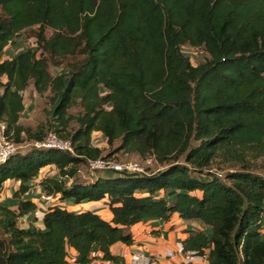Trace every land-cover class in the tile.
<instances>
[{
  "label": "trees",
  "instance_id": "16d2710c",
  "mask_svg": "<svg viewBox=\"0 0 264 264\" xmlns=\"http://www.w3.org/2000/svg\"><path fill=\"white\" fill-rule=\"evenodd\" d=\"M185 46L204 58L192 63ZM28 88L48 98L45 125L20 124ZM0 89L15 143L55 132L74 151H18L0 163V187L19 181L22 195L52 166L37 182L47 196L105 200L111 214L50 205L42 229L25 228L37 205L0 202V264H126L113 246L173 214L202 225L182 244L204 264H264V0H0ZM114 145L162 168L77 178Z\"/></svg>",
  "mask_w": 264,
  "mask_h": 264
},
{
  "label": "crops",
  "instance_id": "0c3cea01",
  "mask_svg": "<svg viewBox=\"0 0 264 264\" xmlns=\"http://www.w3.org/2000/svg\"><path fill=\"white\" fill-rule=\"evenodd\" d=\"M13 49H8L6 52V56H8L10 53L14 52ZM2 80H5V78H2ZM26 94L27 90L24 92V109L21 112L20 117V124H23V120L28 118V115L31 111H33V105L31 101L26 100ZM99 134V132H93L92 134V144L95 146L103 147L101 144L103 141H99L98 138H94L95 135ZM102 137V136H101ZM95 139V140H94ZM98 141V144L96 143ZM57 170L52 166H46L42 169V171L38 174L37 178L29 181L30 189L24 192V194H20L18 196H15L16 191L18 190L20 186L19 181L15 180H7L3 183V185L0 187V202H4L7 199H15V204H9L13 205L12 208L17 207V203L20 199L22 200H30L34 202L37 205V210H39L42 213V216L38 215L35 217V211L30 213L27 216L22 217L20 220V227H33V228H43L41 218L43 217L46 208L50 205H58L60 207L65 208V204H70L68 201H62L59 199V196L54 197V201L50 200H42L41 195L44 193L40 186L37 184V182L47 176H54L57 175ZM55 201H57L55 203ZM46 202H51L49 204H46ZM84 204L88 205L87 209H81L82 210H91L93 212H96L100 214L105 219H110L111 214L107 207V202L105 200L102 201H95V202H86L82 204H77L74 206H83ZM67 208V207H66ZM69 209V208H67ZM71 210V209H69ZM202 229V225L195 220H184L178 217L177 214H173L169 221H164L162 219H152L145 222H140L136 224L132 228V234L134 235V247H142L144 248L147 253L153 254L158 253L163 247H168L171 249H176L177 242H182L183 239L187 236L186 231L188 229ZM263 234H264V225H263ZM124 248V244L121 242L116 243L113 246L114 251L120 255L121 250ZM95 264V263H94ZM158 264H170L168 260L160 257L158 258Z\"/></svg>",
  "mask_w": 264,
  "mask_h": 264
},
{
  "label": "built area",
  "instance_id": "2783aa9c",
  "mask_svg": "<svg viewBox=\"0 0 264 264\" xmlns=\"http://www.w3.org/2000/svg\"><path fill=\"white\" fill-rule=\"evenodd\" d=\"M190 49H196L192 47H183V51L190 57L192 63L198 60L191 54ZM1 93V89H0ZM98 144V141H96ZM19 145L22 147H34L37 149H57L66 153H73V145L70 140L61 138L55 132H49L42 139H35L31 142L24 141L21 144H17L12 139V131H7V126L4 121L0 120V163L7 160L10 156L16 154L19 149ZM154 162L153 156H147L142 161L138 160H126L117 161L111 157H98L95 159H88L86 161L89 177L96 176L98 171L112 170L114 172H137L147 173L146 166L151 165ZM42 200L54 201L53 196H47L45 193L41 195ZM35 217L42 216V213L35 211ZM124 244V243H123ZM124 244V248L121 250L120 255L124 257L126 264H158V258L162 257L169 261L170 264H204L205 256L195 255L193 253H185L183 250L182 242H177L176 249L163 247L158 253L149 254L142 247ZM72 264V263H71ZM74 264V263H73Z\"/></svg>",
  "mask_w": 264,
  "mask_h": 264
},
{
  "label": "rangeland",
  "instance_id": "374dc122",
  "mask_svg": "<svg viewBox=\"0 0 264 264\" xmlns=\"http://www.w3.org/2000/svg\"><path fill=\"white\" fill-rule=\"evenodd\" d=\"M51 32L49 30H47V34H50ZM33 34L32 31H24L23 32V36L21 39H19L21 42H24L23 44V48L20 46L18 48H12L15 52L17 51H21L23 49H25V46L27 45L28 41H30V39L26 42V38L27 39L29 37H31ZM19 41V42H20ZM5 49H10L9 47H6ZM191 51V54H193L195 57H198V60L196 62H198L199 60L203 59L204 56H205V53H203L201 50L199 49H190ZM194 62V63H196ZM50 71L52 74L54 73H60L62 72L63 70L60 69V67H50ZM26 100L28 101H31L32 103H34L33 105V111L30 112V114L28 115V118L23 120V123L25 124V126H29V127H32V128H35L38 124H42V125H45L46 124V121L50 118L49 117V111H50V103L48 101V98L46 96H41L39 97L37 94L33 93V90L32 88H28L27 90V94H26ZM81 111V108L78 106V104H75L73 105L70 109H69V113L70 114H77ZM70 128H76V124L75 123H71V126ZM94 138H98L99 141H103V138L100 136V134H97L95 135ZM95 140V139H94ZM29 142V141H27ZM103 146H105V142H102L101 143ZM117 145V144H116ZM26 149H29V147H22L21 145H19V149L18 151H21V150H26ZM115 149V145L113 147H106L104 148L103 150V154L104 155H107V156H110L112 159L114 160H117V161H126V160H139V157H135V156H128V155H125L124 153H122L121 151L120 152H117L115 153L114 150ZM148 167V170L151 171V172H155L157 170H160L162 168L161 165H158L157 163H152L151 165L149 166H146V169ZM147 170V171H148ZM221 172V171H219ZM263 174H264V170L262 171ZM104 172H98L97 175L99 174H104ZM78 179H80L81 181H89L91 178L89 177V172H88V169H87V165H81L80 167V171H79V174H78ZM57 201H55L56 203ZM4 203L8 204V206H12L13 205H9V204H15L16 201L15 199H7L4 201ZM51 202H46V204H49ZM74 205H77V204H65V208H69L71 210H81V209H87L88 208V205L84 204L83 206H74Z\"/></svg>",
  "mask_w": 264,
  "mask_h": 264
},
{
  "label": "water",
  "instance_id": "95a60500",
  "mask_svg": "<svg viewBox=\"0 0 264 264\" xmlns=\"http://www.w3.org/2000/svg\"><path fill=\"white\" fill-rule=\"evenodd\" d=\"M94 2L96 3V2H97V0H94Z\"/></svg>",
  "mask_w": 264,
  "mask_h": 264
}]
</instances>
